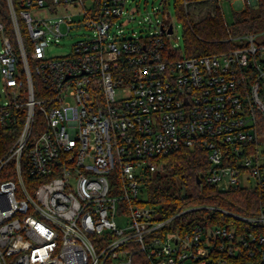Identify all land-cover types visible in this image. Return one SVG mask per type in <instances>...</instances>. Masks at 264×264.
<instances>
[{"label":"built area","instance_id":"1","mask_svg":"<svg viewBox=\"0 0 264 264\" xmlns=\"http://www.w3.org/2000/svg\"><path fill=\"white\" fill-rule=\"evenodd\" d=\"M19 1L17 13L8 0L17 48L8 37L0 45V134L16 131L24 112L0 156V264H264V44L256 34L227 53L185 57L172 43L165 0L164 19L130 38L118 21L133 18L131 0ZM63 28L89 34L47 57ZM199 145L211 164L201 181L258 191L255 215L219 209L232 217L227 225L188 227L174 225L187 210L163 218L147 204L164 157Z\"/></svg>","mask_w":264,"mask_h":264},{"label":"trees","instance_id":"2","mask_svg":"<svg viewBox=\"0 0 264 264\" xmlns=\"http://www.w3.org/2000/svg\"><path fill=\"white\" fill-rule=\"evenodd\" d=\"M13 2L16 12L19 13L20 1ZM176 10L184 25L185 57L227 53L245 46L242 43L237 44L236 38L264 34V0H254L252 4L235 11L232 23L227 22L222 3L218 1L177 0ZM0 22L4 25V31L0 32L1 39L8 37L17 48L8 0H0ZM20 27L24 39L27 40V31L22 21ZM260 43L264 44V38ZM30 66L37 92L40 85L34 72V64L30 63ZM23 115L24 112H21L16 131L0 134V156L14 143L23 122ZM207 153V149L200 145L194 148L183 147L164 157L165 172L154 174L147 182L146 202L158 207L163 218L187 210L174 220V225L189 227L211 222L227 225L232 217L219 209L242 216H253L258 211L260 195L254 189L222 190L205 184L204 181L198 183V178L203 179L211 169Z\"/></svg>","mask_w":264,"mask_h":264},{"label":"rangeland","instance_id":"3","mask_svg":"<svg viewBox=\"0 0 264 264\" xmlns=\"http://www.w3.org/2000/svg\"><path fill=\"white\" fill-rule=\"evenodd\" d=\"M165 1L167 2L166 10L170 15V21L175 27V35L172 39V43L176 48L183 52V50H185L184 25L177 16V0ZM235 1L236 0H222L224 15L228 23H232L234 12L237 11L234 6ZM163 9L164 5H162V0H131L130 3H128V10L130 11V15H132L133 18L130 19V17L125 16L118 21L120 24H122L125 38L132 37L133 33H137V35H147L154 29L157 23L164 19V15L162 13ZM56 19L57 18H52V20ZM149 23H152V28L149 26ZM63 29L65 35L59 38L58 41H56L54 38L46 48L47 57H54L70 52L73 44L89 34L84 28L72 29L70 32H66V28ZM263 38L264 34H256V39L258 42H262ZM235 42L237 44L243 43L242 39L240 38H236ZM4 101H6V96L2 91V85L0 83V104H2ZM163 172H165V170Z\"/></svg>","mask_w":264,"mask_h":264},{"label":"water","instance_id":"4","mask_svg":"<svg viewBox=\"0 0 264 264\" xmlns=\"http://www.w3.org/2000/svg\"><path fill=\"white\" fill-rule=\"evenodd\" d=\"M201 182H202V181H201V178H198V183L201 184Z\"/></svg>","mask_w":264,"mask_h":264}]
</instances>
